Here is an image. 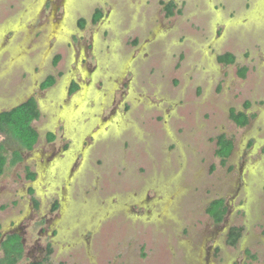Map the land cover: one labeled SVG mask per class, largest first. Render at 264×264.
<instances>
[{"label":"rangeland","instance_id":"374dc122","mask_svg":"<svg viewBox=\"0 0 264 264\" xmlns=\"http://www.w3.org/2000/svg\"><path fill=\"white\" fill-rule=\"evenodd\" d=\"M29 98L33 149L0 133L15 264H264V0H0V112Z\"/></svg>","mask_w":264,"mask_h":264},{"label":"trees","instance_id":"16d2710c","mask_svg":"<svg viewBox=\"0 0 264 264\" xmlns=\"http://www.w3.org/2000/svg\"><path fill=\"white\" fill-rule=\"evenodd\" d=\"M174 3L169 2L164 6L167 16H172ZM101 17L100 11H96L93 15L92 22L96 23ZM84 26V21H79V27ZM58 57L55 58L54 64L57 63ZM217 61L224 65H232L235 61V57L230 53H225L217 57ZM247 69L245 67L240 68L237 71V75L240 78H245ZM55 83L54 76H47L46 79L40 84V90H45L52 87ZM75 85L72 86L71 92L75 90ZM249 107V103H245V108ZM40 117V112L36 101L33 98H29L25 102L17 105L16 107L0 112V133L8 134L13 138L24 150L30 151L33 149L37 142L38 134L32 127V123ZM252 115H247L244 112H236L231 109L229 111V119L235 126L243 128L249 124ZM53 135L47 134V141H52ZM215 156L219 159V164L224 166L227 159L231 155L234 145L231 139H228L224 134H221L215 139ZM3 145L0 144V176L4 172L6 157L3 155ZM11 165L21 161V155L17 151L12 152ZM28 180H33V174H27ZM32 193V191H30ZM36 204V202H35ZM226 206L223 199H216L211 201L206 209L205 213L214 224H220L226 214ZM240 236L239 228H231L226 237V244L230 247H234ZM0 250L3 253V257L0 259V264H15L22 256L24 249L21 243V237L16 234L6 235L0 243ZM50 249L48 250V252ZM251 258H254L251 256ZM264 261V258H263ZM30 264H41L40 262H32Z\"/></svg>","mask_w":264,"mask_h":264},{"label":"flooded vegetation","instance_id":"af4514ba","mask_svg":"<svg viewBox=\"0 0 264 264\" xmlns=\"http://www.w3.org/2000/svg\"><path fill=\"white\" fill-rule=\"evenodd\" d=\"M9 235V234H8ZM16 235H18V234H16ZM21 243H22V240H21Z\"/></svg>","mask_w":264,"mask_h":264}]
</instances>
